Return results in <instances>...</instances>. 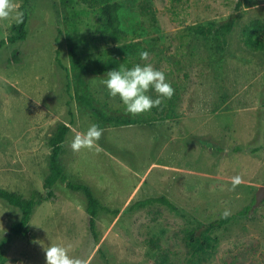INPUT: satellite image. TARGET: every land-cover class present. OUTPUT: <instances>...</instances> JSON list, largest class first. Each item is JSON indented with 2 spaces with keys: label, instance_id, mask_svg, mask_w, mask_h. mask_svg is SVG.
<instances>
[{
  "label": "rangeland",
  "instance_id": "1",
  "mask_svg": "<svg viewBox=\"0 0 264 264\" xmlns=\"http://www.w3.org/2000/svg\"><path fill=\"white\" fill-rule=\"evenodd\" d=\"M23 1L14 0L20 11ZM109 1L121 3L119 42L83 0H26V37L0 47V187L37 194L27 231L3 243L21 211L0 198L4 264H45L55 244L85 264H264V197L255 202L264 185V49L245 42L264 21V0ZM231 13V30L216 36ZM14 22L0 20V39ZM136 64L163 71L174 95L131 116L102 80ZM94 123L103 129L97 148L73 152V136ZM62 124L66 180L45 199L49 138ZM160 195L174 207L132 206ZM225 209L232 219L201 234Z\"/></svg>",
  "mask_w": 264,
  "mask_h": 264
},
{
  "label": "trees",
  "instance_id": "2",
  "mask_svg": "<svg viewBox=\"0 0 264 264\" xmlns=\"http://www.w3.org/2000/svg\"><path fill=\"white\" fill-rule=\"evenodd\" d=\"M25 1L21 4L22 12H23V23L16 24L15 22L11 25V28L14 30V33L8 34L0 39V47L6 43L14 42L16 40H23L27 35L26 22H27V11L25 6ZM90 8H92L97 20L100 23L102 28V32L106 33L107 36L115 41L119 42L121 39L127 36V31L121 25L120 20V9L121 3L118 1H109V0H83ZM236 17L235 13H231L229 17L218 23L216 30L214 31L215 35L220 38H225L227 33L231 30L234 19ZM260 32V36H255ZM245 42L256 49H264V21L257 20L255 21L251 28L249 29L248 35L245 39ZM132 44L128 46H123L124 53H129L131 51ZM19 58V55L14 52L11 55L10 60L16 62ZM117 64V61L114 60L113 66ZM128 122H131L128 120ZM126 122V123H128ZM68 126L62 124L60 129L53 134L49 138V143L51 146L50 153V162L49 169L47 174L44 177V186L47 187L46 194L41 195V197L48 199L53 196L52 187L57 181H65L66 174L64 172V167L60 162V153L63 148L65 134L67 132ZM70 187H76V184H68ZM90 196V195H89ZM0 198L8 202L10 205L16 206L21 211V216L18 220L13 221L10 226V232L2 238V243L10 240L12 234L25 233L27 231V225L29 219L31 217L33 208L37 201V194L34 193L29 197H25L16 191L9 190L3 187H0ZM151 202H162L169 207H174V204L164 195L160 196H151L144 200L139 201L136 204H132V206L136 207H144L148 203ZM88 210L92 215H95L97 209L99 207V203L92 196L89 197L88 200ZM105 207V206H100ZM232 219V215L227 218H219L218 220L211 221L203 226L200 229L201 234H205V232L210 231L215 227H219L224 223L230 221ZM90 221L93 225V216H91ZM194 231L189 233V237L194 238ZM199 245L203 246L204 242L200 238H196ZM2 245L0 244V247ZM5 263V257L3 255V250L0 248V264Z\"/></svg>",
  "mask_w": 264,
  "mask_h": 264
},
{
  "label": "clouds",
  "instance_id": "3",
  "mask_svg": "<svg viewBox=\"0 0 264 264\" xmlns=\"http://www.w3.org/2000/svg\"><path fill=\"white\" fill-rule=\"evenodd\" d=\"M12 19L16 24L23 23V12L19 10L14 0H0V20ZM120 46V45H117ZM149 53L141 51V60H147ZM108 95L112 98L118 97L124 105L125 114L138 116L150 111L153 107H159L165 100L171 99L174 89L166 80L163 71L155 69L151 64H136L131 68L123 65L119 69L107 71L106 78L102 80ZM156 93L155 99L147 95L149 90ZM103 135V129L97 125H90L83 133H76L69 143L73 152L82 149L92 150L97 148V142ZM242 182V178L237 175L231 179V189ZM231 215L230 210L225 209L221 213V218ZM45 264H85L79 257L70 256L69 248L55 244L45 248Z\"/></svg>",
  "mask_w": 264,
  "mask_h": 264
},
{
  "label": "water",
  "instance_id": "4",
  "mask_svg": "<svg viewBox=\"0 0 264 264\" xmlns=\"http://www.w3.org/2000/svg\"><path fill=\"white\" fill-rule=\"evenodd\" d=\"M264 197V185L258 186L256 193H255V202L258 204L262 198Z\"/></svg>",
  "mask_w": 264,
  "mask_h": 264
}]
</instances>
